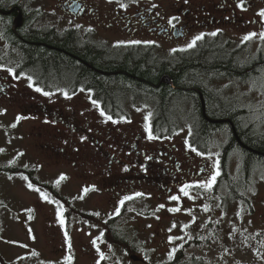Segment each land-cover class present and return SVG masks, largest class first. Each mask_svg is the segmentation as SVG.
Instances as JSON below:
<instances>
[{
    "label": "rangeland",
    "instance_id": "374dc122",
    "mask_svg": "<svg viewBox=\"0 0 264 264\" xmlns=\"http://www.w3.org/2000/svg\"><path fill=\"white\" fill-rule=\"evenodd\" d=\"M259 9L264 10V2L259 5ZM44 16L46 20L36 21V27L66 29L80 26L79 22L55 11L45 13ZM258 23L261 24L259 28L257 25L247 27L248 25L242 24L235 29L225 28L224 32L215 35L191 33L187 39L175 44L157 43V51L160 57L170 59L176 53L190 49L188 45L199 35L202 39L214 36L223 41L229 39L232 42L229 50L244 43L248 51L246 53L251 55L259 49L264 50V40L259 35L264 32V19L259 17ZM81 26L84 27V24ZM253 33L255 35L250 39H244ZM98 34L100 33H96ZM7 70L8 68L1 67V75L12 77L13 71L10 74ZM13 83L23 92H33L30 101L47 105L50 111L60 113L64 119L75 116L81 124L86 125L89 132L111 128L116 138L109 141L110 145L116 148L119 144H130L128 150L131 163L139 160L141 153L157 151L165 145L164 140L149 138L150 110L144 105H130V120L114 124L94 112L86 111L85 104L80 100L70 106L64 89L55 96H45L32 86L29 87L31 81L23 75L15 78ZM217 87L225 88L230 95L241 100V104L249 111L245 117L254 122L256 133L264 134V80L255 84L221 81L213 85L214 89ZM33 114H24L23 120H17L11 109L0 105V258L4 264H158L169 260L177 249L194 237L200 243L190 245L186 249L187 253L209 258L218 264H264V178L254 171L248 191L243 194L241 201L234 200L225 188L212 190L215 182L207 187V182L217 172L218 144L211 148L205 158L195 156L187 143L189 122H179V133L171 142L175 146L173 157L179 165L185 167L198 165L202 161L205 170L209 169L211 172L202 170L199 177L188 178L185 185L180 183L173 194L162 202L156 198L157 192L147 183L135 185L133 191L118 199L117 205L127 209L118 222L132 234L130 244L137 245L130 257L114 244L101 241V226L76 216L71 219V237L66 242L63 210L51 192L74 201L73 206L77 211L96 216L101 222L108 215L104 213V207L97 206H104L103 201L90 197L80 203L85 178L71 172L66 161L52 148L44 153L40 147L34 146V142L37 143L40 139L44 143L53 142L55 125L59 126L62 137L73 136L68 134L67 128L58 119L45 114L39 116L41 112L35 116ZM40 129L43 132L41 137L38 135ZM82 135L83 132H79L76 141ZM113 153L122 159L120 152L114 150ZM182 153H188V156L183 157ZM46 155L50 158L44 157ZM187 159L190 160L189 163ZM141 161L147 164V156L141 157ZM238 163L239 159L235 157L229 168L236 181ZM160 165L163 166V163ZM145 169L143 167L142 173ZM28 172L34 181L48 185L51 191L32 184ZM62 176L65 179H61ZM86 182L88 185L89 180ZM28 185H32V188ZM181 188L188 195L181 192ZM41 193H46V198ZM125 197L135 199L130 204V212L128 199ZM172 197L177 199L173 200ZM96 209L102 212H96ZM93 240H96L95 245Z\"/></svg>",
    "mask_w": 264,
    "mask_h": 264
},
{
    "label": "flooded vegetation",
    "instance_id": "af4514ba",
    "mask_svg": "<svg viewBox=\"0 0 264 264\" xmlns=\"http://www.w3.org/2000/svg\"><path fill=\"white\" fill-rule=\"evenodd\" d=\"M263 2L264 0H46V2H41V0H0V69L6 66L8 68L16 67L14 62L10 60L12 55L7 53L13 54L14 50L19 46L18 42L20 44L25 43V40L22 39V33H39L34 35L35 44L41 43L38 41L45 37H48V40L55 39V31H39L49 27H36V21L39 19L46 20L45 13L55 11L63 17L80 23V26L76 28L61 29L59 31L63 33L61 41L64 44H71L66 33L72 32L76 33L74 40L79 42L84 50L88 48L86 43L93 45L94 47L90 49L98 55L99 66L104 67L107 72L101 75H108L110 82H116L115 86L117 87V81L119 80L116 79L120 77L122 79L127 76V79L130 80V73L126 74L125 72L130 69V61L135 58V51L139 50V52H142V57L145 59H152L155 55L159 56L157 43L175 44L187 39L191 33H222L225 28L235 29L236 26H241L242 24L244 26L248 25L247 27L257 25L259 28L261 24L258 23V18L264 19L258 14L261 11L259 5ZM121 4L124 7H121ZM238 4L242 6L238 7ZM17 16H20V25L19 28L13 29V21ZM28 17L30 23L27 22ZM173 17L176 19L172 21V24H169V20ZM81 24H84V27ZM96 33L100 34L96 35ZM133 41H139L140 43L135 44L132 43ZM227 43L232 44L229 39H227ZM237 50L240 51L239 55L243 60V64H246V60L251 56H257L260 53L262 55V52H264V50L259 49L249 55L246 53L248 51L244 43ZM6 59L9 60L6 61ZM151 64L154 65L153 63ZM119 66L120 68H118ZM158 74L160 78L168 75L164 72ZM15 78H17L16 75L4 77L0 72V105L11 109L16 117H20V120L24 119V114L30 112L34 113L32 116H35L38 112L39 114L41 112L39 116L44 114L47 117L52 116V118L58 119L59 123L67 128L68 134L73 136V138L62 137L59 132V126L55 125L54 141L44 143L40 139L37 143L34 142V146L35 148L40 147L44 153L52 148L58 156L66 161L67 166L71 168V172H74L80 178H85L83 184L85 187L84 194L80 199V203L90 197L96 201H103L104 206L97 205L100 208L104 207V213L108 215L103 222L96 216L81 212L87 216V218L82 219L83 221L101 226L99 232L102 242L103 239L107 240L104 235L108 233L110 242L114 246H117L119 242L130 246L132 234L118 222L121 214L126 212L127 209L124 206L119 207L117 201L124 194L133 191L136 187L135 185L140 186L147 183L148 186H151L157 192L156 198L162 202L173 194L174 189L180 183L185 185L188 178L199 177L201 171L205 170L202 161L198 165L191 167L178 164L173 157L175 146L171 143L176 138L177 133L165 139V145L159 147L157 151L143 152L139 160L131 163L130 150H128L130 144L123 146L119 144L116 148L110 145L109 141L116 138L111 128L105 131L96 130L95 133H92L75 116L64 119L60 113L57 114L50 111L47 105H39L30 101L33 97V92L31 90L21 91L13 83ZM261 78V74L256 75L245 80V83L255 84ZM108 79L106 80L107 82H109ZM199 79H201L205 90L212 97L227 105H231L232 109L238 113V116L243 117L249 113L245 105L241 104V100L238 101L225 88H213L214 84L221 81L239 83L241 82L240 80H213L209 74L207 76H199ZM128 80L124 82L125 88L120 85L125 90L120 88V95L113 97L119 102H124L118 108L112 106L109 101H107L108 104L106 105L95 103L92 99V91H86L82 88L83 84L80 82L75 84V89L73 90L65 88L66 99L70 106L77 100L82 101L85 104L86 111L94 112L97 116L106 118L111 123L116 124L118 120H110L109 117H123L125 118L123 119L124 122H127L130 120V99L133 97L132 92H130V81ZM70 84V79L64 81V85L70 86ZM185 91L188 90L186 89ZM191 91H193V95L198 98L201 104L200 112L203 120L206 122L204 117H207L210 123L219 121L212 124H219L222 127L220 130L210 131L205 142H201V144L199 143V138H196L193 133L194 144H192V149H195V151L192 150V152L197 157L205 158L211 148L218 144L216 156L217 171L220 172L219 167L222 165L230 168L231 160L235 157L239 159L238 166H240L242 157L240 152L236 150V145L233 144L226 151L223 150L228 144L229 134L240 148L244 147L238 139L233 123L226 118L210 119L206 114V104L201 91L197 88H193ZM96 93L97 98L101 99L103 97L102 88L100 90L98 88ZM55 95L49 94L48 96ZM63 122H68L69 124L65 125ZM79 132H83V135L76 141V136L79 135ZM42 134L43 132L40 129L38 135L41 137ZM114 150L122 154V159L116 157V154L113 153ZM250 151L255 152L253 150ZM224 152L226 153L224 154ZM222 155L223 158H221ZM146 156L148 163L143 164L141 157L145 158ZM182 156H188V153H182ZM44 157L50 158L47 155ZM187 161L188 163L190 162L188 159ZM161 163H163L164 167L160 165ZM143 167L146 169L142 173ZM198 169L199 171H197ZM70 171L68 170L69 175ZM205 171L211 172L209 169ZM86 180H89L88 185H86ZM134 200V198H129L127 201L129 212L130 204L134 203ZM73 203L74 201L71 206L74 208ZM97 211L102 212L100 209H96ZM73 216L76 215L71 213L67 219L69 234L68 232L66 234L69 241L71 237L69 228L72 226L71 219ZM121 250L123 251V249ZM123 252L130 257V253ZM0 264H4L1 258Z\"/></svg>",
    "mask_w": 264,
    "mask_h": 264
},
{
    "label": "trees",
    "instance_id": "16d2710c",
    "mask_svg": "<svg viewBox=\"0 0 264 264\" xmlns=\"http://www.w3.org/2000/svg\"><path fill=\"white\" fill-rule=\"evenodd\" d=\"M27 22L30 23L29 17ZM39 31H55V39L48 40V37H45L38 41L41 43L35 44L34 35L39 33H22V39L25 40V43L20 44L18 42L19 46L14 50V53H7L12 55L10 60L16 65V67L12 68L15 75L28 77L32 88H40L42 90L41 93L56 94L62 89L66 91L65 88L73 90L75 89V84L80 82L83 84L82 88L86 91H92V99L95 103L106 105L108 104L107 101H109L116 108L121 107L120 104H124V102H119L113 97L120 95L119 90L122 86L125 88L124 82L128 80V77L116 79L119 80L116 87V82H110L108 75L102 76L101 74H106L107 72L104 67L99 66L98 55L90 49L94 47L93 45L86 43L88 48L84 50L80 43L74 40L76 33H66L71 44H64L61 41L63 33H60L55 28H43ZM239 52L237 48L229 50L227 40L223 41L214 36L202 39L194 47L182 53H176L170 59L156 55L152 59H145L142 57V52H139V50L135 51L134 60L130 58L132 59L130 61V69L125 72L126 74L130 73V80L128 81H130V92H132L133 96L130 99V105H144L151 111L148 133L153 139L162 140L169 138L178 131L179 122H189L190 134L188 143L193 148L194 135L199 138V143L201 144V142H205L210 131L222 128L219 124L210 123L207 117H204L206 122L203 120L200 112L201 104L198 98L193 95V91H191L193 88L199 89L203 94L207 109L206 114L210 119L226 118L233 123L238 139L246 149L244 147L240 148L229 134L228 144L223 150L226 151L233 144L237 146L236 150L240 152L242 157L238 180L236 181L229 174L228 168L222 165L219 167V176L212 190L225 188L230 196L237 201L243 200V194L248 191L250 178L254 171L264 178V134L256 133L254 122H251L245 116H238V113L232 109L231 105H227L212 97L205 90V86L199 76H207L209 74L213 80L236 79L241 82H245V80L260 74L264 77V53L251 56L246 60V64H243ZM8 60L6 59V61ZM160 72L167 73L171 77L172 85L161 83L163 76L159 77L158 73ZM66 79H70V86L64 85ZM101 79L104 81H101ZM107 79L109 82L106 81ZM98 88L99 90L103 89V97L101 99L96 96ZM124 88L122 89L125 90ZM186 89L188 91H185ZM184 105L191 107L186 113H184ZM121 119L125 118L110 117V120ZM223 155L221 158H223ZM28 174L32 184L51 191V187L38 184L33 180L30 172ZM51 193L62 207L66 233L68 232L67 219L71 213L80 218H87L86 215L76 211L71 206V201L53 192ZM104 236L110 242L109 234L106 233ZM199 243L200 241L197 237L189 238L184 245L174 252L169 260L158 264H218L209 258L186 252L190 245ZM118 246L130 253V255L135 252V247H137V245L130 244L128 246L122 242H119Z\"/></svg>",
    "mask_w": 264,
    "mask_h": 264
},
{
    "label": "snow or ice",
    "instance_id": "6c2138e0",
    "mask_svg": "<svg viewBox=\"0 0 264 264\" xmlns=\"http://www.w3.org/2000/svg\"><path fill=\"white\" fill-rule=\"evenodd\" d=\"M242 5H240V4H238V7H241ZM121 7H124V5L123 4H121ZM261 17H264V10H261L259 13H258ZM174 19H176L175 17H173L172 19H170L169 20V24H172V21L174 20ZM212 35H215V33H213ZM255 34L253 33V34H250L249 36H245L244 37V39L245 40H248V39H250L252 36H254ZM260 38L262 39V40H264V32H261L260 34ZM200 39H202V36H196L194 39H193V41L188 45V47L189 48H191V47H193L194 45H195V43H196V41H198V40H200ZM132 43H135V44H138V43H140L139 41H133ZM7 71H9V73L11 74V72H12V69H8ZM32 85L31 84H29V87H31ZM37 92H41L42 90L40 89V88H36L35 89ZM43 95H45V96H47V95H49V93H47V92H43ZM101 115H103V113H101ZM20 119V117H17V120H19ZM109 119H110V117H109ZM146 119H147V117H146ZM15 125H13V127H14ZM149 138L151 139L152 137H151V135L149 136ZM193 151H195V149H192ZM198 155H199V153H197ZM219 175V172L217 171L216 172V174L215 175H213L212 177H211V179L207 182V187H211V185H212V183H214L215 182V180H216V176H218ZM61 179H65V177H61ZM28 187L29 188H32V185H28ZM185 187H187V185L185 186ZM85 191H87V189H85ZM181 192H184V194L185 195H188V193L185 191V189L184 188H181ZM41 195L43 196V197H45L46 198V193H41ZM137 195H140L139 193H137ZM130 197H125V199H129ZM172 199L173 200H175V199H177V197H172ZM49 202H51L50 200H49ZM121 203H123V201L121 202ZM176 210H178V209H174V211H176ZM118 211V210H117ZM61 223H63V221H61ZM65 240H66V242H68V237H67V234L65 235ZM92 243H93V245H95L96 244V240H93L92 241ZM97 251H99V249H97ZM101 259H103V256H101Z\"/></svg>",
    "mask_w": 264,
    "mask_h": 264
},
{
    "label": "water",
    "instance_id": "95a60500",
    "mask_svg": "<svg viewBox=\"0 0 264 264\" xmlns=\"http://www.w3.org/2000/svg\"><path fill=\"white\" fill-rule=\"evenodd\" d=\"M20 16H17L14 21H13V29L19 28L20 25ZM161 83L168 85L171 84V78L169 76H163L161 78ZM214 123L219 122V121H213Z\"/></svg>",
    "mask_w": 264,
    "mask_h": 264
}]
</instances>
